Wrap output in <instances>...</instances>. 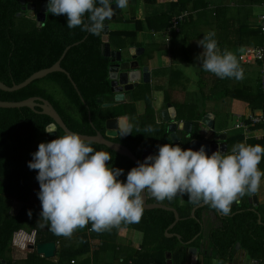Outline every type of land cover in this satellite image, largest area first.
<instances>
[{
	"label": "trees",
	"instance_id": "trees-1",
	"mask_svg": "<svg viewBox=\"0 0 264 264\" xmlns=\"http://www.w3.org/2000/svg\"><path fill=\"white\" fill-rule=\"evenodd\" d=\"M143 1L155 4L157 0ZM187 3V0H176L171 3L169 12L148 17L145 24L137 20V29L147 26L152 31H162L170 27L176 11L183 12ZM117 19L118 17L114 20ZM66 25L65 15L53 16L48 13L47 20L38 26L36 20L23 11L20 0H0V81L8 86L20 84L35 72L53 66L67 47L71 46L61 66L70 73L77 86L73 85L65 73L55 72L14 92L0 89V100L16 102L31 97H43L54 105L69 129L86 135H96L97 131L104 134L108 119L130 116L131 133L110 139L128 147L138 158H141L145 147L158 149L159 145L165 143L177 144L172 141L167 125L159 124L156 120L149 84H143L135 91L134 102L103 107L104 103H109L114 98L110 79L113 63L112 58L104 55L103 33L95 36L81 31L79 27L69 29ZM137 29L111 31L110 41L117 47L124 46V36L135 35ZM252 30L259 35L258 44L261 45L263 38L260 27ZM135 38L131 45H141L136 44ZM75 43L79 44L74 45ZM47 81L58 85L63 98L43 83ZM255 88L254 91L248 89L249 93H246L245 87L238 86L232 90L231 95L226 91L225 96L247 98L254 108H261L264 102L259 76ZM165 99L169 101V98ZM140 101H145L146 105V111L142 115L138 114L136 106V102ZM203 106L206 107L205 103ZM206 114L207 111H200V105L196 103L195 114L191 112L190 120L194 122L192 139L200 137L201 120ZM51 123L53 119L41 113L39 107L36 110L29 107L0 108V264H77L76 259L80 260L79 264H90L89 260L80 258L91 252L93 241H100L104 245L111 243L113 231L123 226L143 228L141 248L132 257L131 264H168V251L172 253L173 264H185L187 242L195 237L197 238L190 246L201 248L204 264H212L213 258H218L220 264H234L235 256L240 250L247 253L249 259H256L260 262L258 264H264V206H258L254 210L248 203L246 194L240 204L231 207L228 216L219 217V225L211 226L208 231L204 229L203 209H199L197 218H193L192 204L181 206L178 202L179 195L175 197L176 202L167 199L158 201L150 197V202L162 203L178 210L180 220L173 229H169L175 221L172 211L144 209L142 218L136 224L122 222L110 230L98 233L91 230L89 223L86 231L78 235L80 242L70 245V240L55 234L48 222L39 217L41 202L37 196V170H30L27 166L32 159L31 154L38 150V145L48 142L44 129ZM64 134L65 131L58 128L57 136ZM231 142L233 145L240 144L243 139L238 136L231 139ZM188 144L183 141L178 145L187 149ZM256 144L264 146V138L250 140L249 145ZM92 147L110 153L112 160L108 162L109 166L124 169L121 180L126 178L132 167L137 166L130 158L103 144L93 142ZM262 162L264 158L260 163ZM29 210L31 217L28 215ZM21 230L36 231V244L49 241L59 243L58 260L45 258L36 250L27 253L24 259H15L13 240L15 234ZM167 230L180 235L182 239L168 238ZM19 238L20 235H17L16 239ZM238 245L240 250H237ZM97 256L98 251H95V261Z\"/></svg>",
	"mask_w": 264,
	"mask_h": 264
},
{
	"label": "clouds",
	"instance_id": "clouds-1",
	"mask_svg": "<svg viewBox=\"0 0 264 264\" xmlns=\"http://www.w3.org/2000/svg\"><path fill=\"white\" fill-rule=\"evenodd\" d=\"M128 4L129 0H47L46 11L53 16L65 15L69 29L79 27L100 36L105 22L116 12L113 5L124 9ZM215 36V31H208L198 42L203 52L196 59L202 69L220 79L242 80L244 71L237 58L228 50L221 51ZM44 131L56 132L55 125ZM129 133L125 128L120 134ZM92 143L78 133L66 132L41 142L28 161V168L37 170L39 217L57 235L70 237L89 223L98 233L122 222L138 223L145 194L158 201L187 196L194 203L229 215L233 203L246 193L256 192L264 176L258 168L264 158L260 144L240 143L231 154L217 150L209 155L203 145L193 150L165 143L121 180L124 169L109 166L110 153L95 150ZM28 215L31 217V210Z\"/></svg>",
	"mask_w": 264,
	"mask_h": 264
},
{
	"label": "crops",
	"instance_id": "crops-1",
	"mask_svg": "<svg viewBox=\"0 0 264 264\" xmlns=\"http://www.w3.org/2000/svg\"><path fill=\"white\" fill-rule=\"evenodd\" d=\"M175 1L176 0H157L155 4L143 2L147 6V9L151 8L152 11H156L160 14L169 12L171 3ZM187 1L188 3L185 6V10L181 13L176 11L173 19L174 21L178 17L184 16L183 21L180 23L179 31L171 29L172 21L170 27L162 31H152L151 33L153 34L151 40L154 37L157 39L152 40V42L155 43L153 46L155 54L149 63L151 73V83H149V85L151 87L152 97L155 98L157 94L158 97H161L162 101L158 103L157 107L154 105V109L156 113L160 112L163 109V100L169 98V102H171L173 106L175 104L174 107L179 113L178 121H190L192 120L191 112L195 114V106L196 103H198V105H200V111L205 109L207 113L215 115V132L226 133L227 143L229 145L227 154H229L232 152V150L230 152V148L237 145H233L231 139L240 136L246 145H249L250 140H255L250 138V132H246L244 128L238 127V124L246 121L252 114L259 111L260 108H254L250 102L246 100L247 98L239 99L232 96H225V93L229 91L231 95L232 90H235L238 86H241V88L245 87L247 90L246 93H249L248 89L254 91L256 89L255 87L258 85V76L264 64L244 63L241 61L240 56L246 48L260 44H258L259 35L252 29L259 28L258 17L262 11L261 0ZM158 3L166 5V8L160 7L157 9ZM151 16H154V14L147 16V12H145L143 19ZM112 29L113 28L110 27V32ZM208 31H215V39L221 51L228 50L237 58L240 67L244 71V78L242 80L238 81L233 78L220 79L214 74L202 69L200 61L196 59L203 52V48L198 42ZM143 33L149 34L148 31H143ZM245 96H248V94ZM126 102H134L133 92L127 95ZM140 103L144 105V101L136 102L137 108L140 106ZM204 103L206 107L203 106ZM143 108L144 107H141L138 110L139 115L143 114ZM226 113H229V115L231 114L234 120L231 126L223 122ZM156 119L159 124L163 123L167 125L159 115L156 116ZM211 133L212 130L210 131V134ZM261 165L260 163L258 168ZM256 193L259 206H264V189L259 188ZM178 202L183 207L191 204L187 196L179 195ZM215 213L214 210L209 208L203 210L202 217L204 229L206 231H208L211 226L219 225L218 219L221 215L216 213L217 217L213 219L212 214ZM208 223H210L209 226H207ZM135 232L138 236L141 235L138 242ZM15 235L13 243L14 251L15 253L16 251L22 253V256H20L18 260L24 259L27 253L36 250L31 248L33 244H29L28 247H26V237H29L30 242H32L31 240L34 237L36 238V231L28 232L26 230H21ZM17 235H20L19 239H16ZM143 236V228L120 227L113 231L111 243H106L104 245V243L94 240L91 252L80 259H87L90 264H131L132 257L141 248ZM65 239L67 238L65 237ZM76 244L78 243H70L72 246ZM57 245L58 250L60 244L57 243ZM27 249L29 250L26 252ZM95 251H98L96 261L94 259ZM240 252L242 251L240 250L237 252L235 260L240 256ZM50 259L57 261V252L56 256ZM215 259H217L215 264H220V260L218 258ZM212 264L214 263L212 262Z\"/></svg>",
	"mask_w": 264,
	"mask_h": 264
},
{
	"label": "water",
	"instance_id": "water-1",
	"mask_svg": "<svg viewBox=\"0 0 264 264\" xmlns=\"http://www.w3.org/2000/svg\"><path fill=\"white\" fill-rule=\"evenodd\" d=\"M42 2V13L40 14L42 17H44L46 12V2L47 0H38ZM21 4L23 5L24 10H31L36 9V3L32 2L30 0H20ZM130 4H136L137 0H129ZM113 8L116 10L113 17L105 22V28L103 33V51L104 55L106 57L112 58V66L110 68V79H111V87L112 91L116 94L115 95V103H106L103 106L104 107H112L115 106L118 103H121L125 101L126 94L125 91H132L135 89V87L139 84L137 82L133 83V81L130 80L131 74L129 73V70H136L140 68V63L138 61H122V53L119 51H115L111 49V43H110V20L115 19L117 14H120L122 12V9L117 8L115 5H113ZM22 15V14H20ZM79 43H75L74 45H78ZM71 46L67 47V49L64 51L61 58L51 67L45 68L42 70H39L35 72L33 75H31L27 80L20 84H14L13 86H8L7 84L0 81V89L8 92H14L17 90H20L29 84L33 83L36 80L43 79L47 77L48 75L55 73V72H63L65 73L73 85L75 87L76 84L73 81L71 75L69 72H67L66 69H64L61 66L62 60L65 58L67 52L70 50ZM135 51H137L136 47H132L130 49V53L132 54V57L135 59L137 58L138 54H135ZM143 51H139V54H141ZM144 72V82L150 83V67L145 66L143 68ZM130 80V81H129ZM22 107H29L33 110H36L37 107L41 109V113L46 114L50 116L53 119V123L50 125H55L56 132L54 133H47L48 137H54L58 134V128H61L66 132H74L71 129L68 128L67 124L64 122L62 116L60 113L56 110L54 105L47 99L43 97H31L22 101H1L0 100V108H22ZM162 117L163 122L168 125V131L170 132V137L174 143L181 144L183 141L188 142L187 149L191 148L193 150H198L202 145L205 147L206 152L211 155V153L220 150L221 152L228 153L229 145L227 143V135L226 133H216V124H215V115L212 113H207L201 120L202 126L199 130V138H193L194 134V122L193 121H183L179 119V113L176 110V108L173 106L171 102H168L166 107L162 109ZM49 125V126H50ZM48 126V127H49ZM47 127V128H48ZM125 128H129V119L128 117H115L110 118L106 122V134H102L101 132H98L96 135H86L82 133H78L82 138H85L86 140H91L92 142L103 144L110 149L116 151L117 153L126 156L130 158L132 161L138 164V162L143 161L148 155L155 154L158 149L153 147H145L143 154L141 158H138L133 154V152L126 146H124L121 143H116L112 141L110 138H116L119 135H121V131ZM210 128V130H209ZM212 130V133L210 134V131ZM77 133V132H75ZM129 135V134H127ZM124 135V136H127ZM248 203L253 207L255 210L256 207L259 206V200L256 192L252 193H246ZM152 197L150 194H145L143 196V207L145 210H152V209H164L167 211H172L175 215V221L174 223L169 227V229H173L174 226L178 223L180 220V214L178 210L172 206H168L162 203L158 202H150L149 198ZM193 209L191 212V217L197 218V211L201 208H208V205H205L203 203H194L190 201ZM241 203V199H239V202L233 203L232 206H237ZM205 208V209H206ZM219 215H222L219 211H216ZM261 220V217H260ZM168 229V230H169ZM166 231V235L168 238L177 237L178 239H182L180 235L169 233V231ZM195 237L193 240L188 241V247L186 250V259L185 264H197L198 263V257L200 252L202 251L201 248L190 246V244L196 239ZM57 242L56 241H49V242H42L38 244L31 245L32 249H36L37 253L44 256L45 258H54L56 256L57 252ZM237 250H240V245H238ZM166 258L168 261V264H173L172 261V253L168 251L166 253Z\"/></svg>",
	"mask_w": 264,
	"mask_h": 264
},
{
	"label": "rangeland",
	"instance_id": "rangeland-1",
	"mask_svg": "<svg viewBox=\"0 0 264 264\" xmlns=\"http://www.w3.org/2000/svg\"><path fill=\"white\" fill-rule=\"evenodd\" d=\"M30 1H32V2H34V1H36V0H30ZM36 3V2H35ZM162 3H158V6H157V9L158 8H160V7H164V8H166V5H163ZM156 7V6H155ZM42 8L40 7H38V3H36V9H31V10H28L27 12H28V15L29 16H34V17H42L40 14L42 13V10H41ZM123 10V12L118 16V19L117 20H114V21H111L110 22V27L111 28H113L111 31H121V30H127V31H131V30H135V29H137L138 28V25H137V23H136V21L137 20H143L142 22L145 24L146 22V19L148 18H144L143 19V16H144V14H145V12H147V16L148 15H152V14H159V13H157L156 11H152V9L150 8H148L147 9V6L144 4V2L142 1V0H138L137 1V3L136 4H128V6L127 7H125L124 9H122ZM151 10V11H150ZM135 20V21H134ZM146 28H144V26H143V29H141V30H139V29H137V31L135 32V35L133 34V35H127V36H124V38H125V47L128 45V44H130L131 43V41H133V39L135 38V39H137V41L135 40V42L136 43H139L138 41H143V40H145L146 41V46L148 47V52H149V49L151 50V45L153 44V42H152V40H151V36H153V34H151L152 33V30L151 29H148L147 28V26H145ZM140 28V27H139ZM148 29V30H147ZM143 31L145 32V31H148V33L149 34H144L143 33ZM153 39H157V38H153ZM113 47L115 48V45H114V43H113ZM127 48V47H126ZM125 48V49H126ZM167 55V54H166ZM125 56H126V54H125ZM147 58H149V55H148V57ZM146 58V59H147ZM141 59H142V62L144 61V58H142L141 57ZM164 61H166L165 59H163ZM133 79H135V81H137L136 80V77H132ZM43 83H45V85L46 86H48L52 91H55V92H57V93H59L61 96H62V98H63V93L61 92V90H60V88L58 87V85L56 84V83H53V82H50V81H47V82H43ZM256 85V84H255ZM136 91V90H135ZM135 91H133V93L135 94ZM156 94V93H155ZM65 100V99H64ZM160 102H162L161 101V97H158L157 96V94H156V96H155V98H153V106L154 105H156V107L158 106V103H160ZM141 107H144L143 109V113H145V111H146V105H145V101H144V105L142 104V103H140V106L137 108V111L141 108ZM159 113V112H158ZM158 113H156V110H155V117L157 116V115H159ZM157 120V119H156ZM223 122H226V124H230V126L233 124V122H234V120H233V118H232V115L230 114L229 115V113H226V116H225V118H224V121ZM54 137H56V136H54ZM47 138H48V141H51L52 139V137L50 138V137H48L47 136ZM244 143V142H243ZM234 147V146H233ZM233 147H231V148H233ZM230 148V152H231V149ZM229 154H231V153H229ZM259 169L261 170V171H264V162L262 163V165L259 167ZM262 181L260 182L261 183V185H260V187L259 188H261V189H264V176H262V179H261ZM174 202H176V198H173L172 199ZM210 225V223H208V225L207 226H209ZM86 229H87V226L86 227H84V228H82V229H80V228H78V229H76L74 232H73V234L70 236V237H66L67 239H69L70 240V243H79L80 241L78 240V235L82 232V231H86ZM206 229H207V227H206ZM135 234H136V232H135ZM137 235V234H136ZM16 236V235H15ZM15 238V237H14ZM140 238H141V235L140 236H138L137 235V242L140 240ZM29 237H26V243H29ZM13 243H14V241H13ZM14 245V244H13ZM14 247V246H13ZM29 249H27L26 250V252L28 251ZM240 254V256L236 259L237 261L238 260H243V263L244 264H248L249 263V258H248V256L246 255V253L245 252H240L239 253ZM20 256H22V253H18V251H16V253H15V251H14V258L15 259H18ZM216 260L217 259H215V258H213L212 259V261L211 262H213L214 264L216 263ZM203 261H205L204 260V257H203ZM73 263V262H72ZM76 263L77 264H79L80 263V260L79 259H76Z\"/></svg>",
	"mask_w": 264,
	"mask_h": 264
},
{
	"label": "built area",
	"instance_id": "built-area-1",
	"mask_svg": "<svg viewBox=\"0 0 264 264\" xmlns=\"http://www.w3.org/2000/svg\"><path fill=\"white\" fill-rule=\"evenodd\" d=\"M261 8L262 11L258 17V25L260 27V32L262 34L263 43L261 45L253 46L246 48L245 51L240 56V59L244 63H260L264 64V0H261ZM184 16L178 17L175 19L172 23L171 29H175L179 31L180 29V23L183 21ZM259 79H260V85H261V91L263 94V102H264V66L261 68V71L259 73ZM238 127L244 128L246 132H250L251 136L250 138L260 140L264 138V103L263 106L259 109V111L252 114L246 121H243L242 123L238 124ZM32 242L29 241V243L26 244V247H28L29 244H36V238L34 237ZM203 253L200 252L198 257V263L197 264H204L203 261ZM73 263L75 261H72ZM260 263L256 259H249L248 264H258ZM234 264H244L243 260H235Z\"/></svg>",
	"mask_w": 264,
	"mask_h": 264
},
{
	"label": "flooded vegetation",
	"instance_id": "flooded-vegetation-1",
	"mask_svg": "<svg viewBox=\"0 0 264 264\" xmlns=\"http://www.w3.org/2000/svg\"><path fill=\"white\" fill-rule=\"evenodd\" d=\"M34 2H36V3H38V7L40 8H42L43 7V5L44 4H42V2H40V1H38V0H36V1H34ZM47 3V2H46ZM47 5V4H46ZM23 6V5H22ZM23 11H25L26 12V14L28 15V10H24V8H23ZM122 12H123V10H122ZM121 12V13H122ZM120 13V14H121ZM22 14V13H21ZM120 14H117V16L115 17V19L120 15ZM23 15V14H22ZM29 17H31V18H33V19H35L36 20V22H37V25L38 26H40L44 21H46L47 20V18H48V13H47V11L45 12V15H44V17H34V16H29ZM111 21H114V19H112V20H110L109 22H111ZM152 40H153V38H152ZM136 41H137V39H136ZM139 43H136V44H141V45H131V43L130 44H128L126 47H125V45L124 46H119V47H117L115 44V48L113 47V43L110 41V43H111V49L112 50H115V51H119V52H121L122 53V57H123V60L122 61H138L139 63H140V68L139 69H136V70H129V73L131 74V76H130V80L131 81H133V83H135V82H137V83H139L136 87H135V89L134 90H132V91H125V94H126V99H125V101H123V102H121V103H118V104H116L115 106H118V105H121V104H124V103H127L126 101H127V95H129V93H132L133 91H135V90H139L140 89V87L143 85V84H149V83H145L144 82V72H143V68L145 67V66H149L150 67V61L152 60L151 58L154 56V54H155V52H154V45H155V43L153 42V44L151 45V50L149 49V52H148V45L147 46H144V45H146V41L145 40H143V41H138ZM132 47H136L137 48V51H135V54H138L137 55V58H133L132 57V54L130 53V49L132 48ZM126 48V49H125ZM139 51H143L141 54H139ZM125 54H126V56H125ZM148 55H149V58H147L148 57ZM141 57L142 58H144V61L142 62V59H141ZM147 58V59H146ZM113 63V62H112ZM139 75V76H138ZM150 75H151V73H150ZM132 77H136V80L137 81H135V79H133ZM129 80V81H130ZM150 83H151V76H150ZM112 88V87H111ZM114 93V92H113ZM115 93H114V98H113V101H111V102H109V103H115ZM169 101H167L166 99H164L163 100V108L164 107H166V105H167V103H168ZM104 104H106V103H104ZM103 104V105H104ZM115 106H112V107H115ZM104 107V106H103ZM105 108H108V107H105ZM118 117H124V116H118ZM126 117V116H125ZM128 117V119H129V127H130V125H131V117L130 116H127ZM159 117L163 120V117H162V110L159 112ZM115 118V117H114ZM98 132H100V131H97V133ZM96 133V134H97ZM102 133V132H101ZM104 134H106V131H105V133ZM119 136H121V135H119ZM118 136V137H119ZM117 138V137H116ZM117 143V142H116ZM244 197V196H243ZM243 197H241V200L243 199ZM206 207H204V208H201V209H205ZM212 218L214 219V218H216L217 217V214L215 213V214H212ZM222 217L224 216V215H221Z\"/></svg>",
	"mask_w": 264,
	"mask_h": 264
},
{
	"label": "bare ground",
	"instance_id": "bare-ground-1",
	"mask_svg": "<svg viewBox=\"0 0 264 264\" xmlns=\"http://www.w3.org/2000/svg\"><path fill=\"white\" fill-rule=\"evenodd\" d=\"M139 76V75H138Z\"/></svg>",
	"mask_w": 264,
	"mask_h": 264
}]
</instances>
